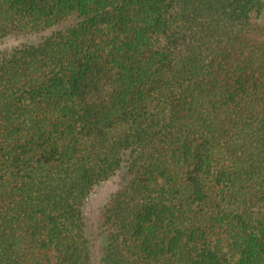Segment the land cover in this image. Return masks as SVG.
<instances>
[{
	"label": "trees",
	"instance_id": "1",
	"mask_svg": "<svg viewBox=\"0 0 264 264\" xmlns=\"http://www.w3.org/2000/svg\"><path fill=\"white\" fill-rule=\"evenodd\" d=\"M7 38L0 264H264V0H0Z\"/></svg>",
	"mask_w": 264,
	"mask_h": 264
},
{
	"label": "rangeland",
	"instance_id": "2",
	"mask_svg": "<svg viewBox=\"0 0 264 264\" xmlns=\"http://www.w3.org/2000/svg\"><path fill=\"white\" fill-rule=\"evenodd\" d=\"M17 42L18 39L7 38L0 42V50L7 49L17 44ZM122 174V171L117 172L114 176L94 186L91 190L83 207L84 221L86 222L87 231L90 235H93L96 231L97 217L101 205L106 201L107 196L114 191Z\"/></svg>",
	"mask_w": 264,
	"mask_h": 264
}]
</instances>
